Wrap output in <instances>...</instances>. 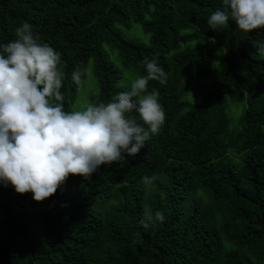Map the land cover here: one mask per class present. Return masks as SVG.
Masks as SVG:
<instances>
[{
  "label": "trees",
  "instance_id": "16d2710c",
  "mask_svg": "<svg viewBox=\"0 0 264 264\" xmlns=\"http://www.w3.org/2000/svg\"><path fill=\"white\" fill-rule=\"evenodd\" d=\"M219 6V0H0V44L15 40V29L27 22L38 43L60 53L65 111L79 92L74 67L91 60L97 92L88 103L129 91L104 44L136 77L153 56L167 74L163 85L148 84L159 92L165 122L135 158L102 166L89 181L70 175L39 203L0 186V264H264V58L254 46L264 27L244 33L229 20L210 31L207 18ZM134 24L151 35L148 45L115 27ZM216 46L225 49L223 78L193 104L184 99L188 85L210 75ZM239 93L246 106L232 126L229 100ZM153 175L158 179L146 188L141 178ZM145 207L162 212L164 221L142 228Z\"/></svg>",
  "mask_w": 264,
  "mask_h": 264
},
{
  "label": "clouds",
  "instance_id": "9594fccd",
  "mask_svg": "<svg viewBox=\"0 0 264 264\" xmlns=\"http://www.w3.org/2000/svg\"><path fill=\"white\" fill-rule=\"evenodd\" d=\"M207 18L210 31L227 28L229 20L249 33L264 27V0H219ZM16 39L0 44V186L15 193H31L43 202L62 189L69 176L85 181L102 166L135 158L146 141L159 133L165 113L159 92L149 91V81L163 85L167 74L156 57H145V75L130 83L109 102H89L83 108L65 111L60 103L64 73L58 69L60 53L47 43H38L32 26L22 22ZM257 55L264 58V39L256 40ZM87 68L77 65L71 80L77 91ZM155 175L141 178L146 188ZM164 221L160 211L145 207L139 221L144 229Z\"/></svg>",
  "mask_w": 264,
  "mask_h": 264
},
{
  "label": "rangeland",
  "instance_id": "374dc122",
  "mask_svg": "<svg viewBox=\"0 0 264 264\" xmlns=\"http://www.w3.org/2000/svg\"><path fill=\"white\" fill-rule=\"evenodd\" d=\"M115 27L119 29L123 33L124 37L129 41H135L145 45L150 43L151 35L146 33L139 24H134L131 28L123 25H116ZM194 45H196V43H194ZM103 50L108 54L110 61L115 65V67L118 68L124 74V77L129 81L127 84L130 90V83L136 78V75L124 67L118 51L115 48L110 47L108 44H104ZM224 54L225 49L222 46H216L213 52L212 70L210 75L206 78L190 82L188 85V93L184 98L185 100L193 104H199L203 100L204 92L208 91L213 85L223 78V70L225 69ZM87 70V75L83 80V86L79 90L76 100L70 104L72 111L78 110L87 105L89 97L97 92V83L93 73L92 60L88 62ZM247 76L250 77L249 74ZM123 82L125 83V81ZM245 106L246 97L244 94L239 93L229 100L227 115L232 126L244 113Z\"/></svg>",
  "mask_w": 264,
  "mask_h": 264
}]
</instances>
